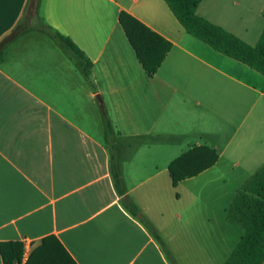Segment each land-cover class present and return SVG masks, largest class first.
Returning <instances> with one entry per match:
<instances>
[{"label": "crops", "instance_id": "1", "mask_svg": "<svg viewBox=\"0 0 264 264\" xmlns=\"http://www.w3.org/2000/svg\"><path fill=\"white\" fill-rule=\"evenodd\" d=\"M31 1L0 0V42L28 25L0 65V245L23 242L22 264L51 235L77 264H171L127 197L177 264H225L244 235L228 212L264 166V75L190 35L164 0H41L86 75ZM122 12L172 44L153 77ZM197 14L252 46L264 31V0H203ZM196 146L219 161L174 188L170 164Z\"/></svg>", "mask_w": 264, "mask_h": 264}, {"label": "trees", "instance_id": "2", "mask_svg": "<svg viewBox=\"0 0 264 264\" xmlns=\"http://www.w3.org/2000/svg\"><path fill=\"white\" fill-rule=\"evenodd\" d=\"M40 1L36 5L39 13ZM186 31L208 44L216 51L238 60L264 75V31L255 45H249L233 33L213 24L199 16L197 10L203 0H164ZM35 23L49 35L57 39L59 44L72 54L86 75L93 66L85 53L68 37L52 30L46 25L42 16H35ZM120 24L132 45L136 56L148 76L156 75L172 44L151 28L127 12L119 17ZM28 25L20 21L14 31L0 42V65L4 60V48L9 40L20 35ZM220 155L209 146H196L172 161L169 166L174 188L189 178L196 177L214 167ZM113 176L120 195V175L113 167ZM124 206L152 233L160 244L171 264H177L166 243L156 232L154 226L141 214L140 209L129 198H124ZM228 219L244 229V235L225 264H264V166L248 180L239 192L236 201L228 212ZM4 264H22L25 257L23 242H4L0 245ZM25 264H77L56 236L45 237L39 247L30 255Z\"/></svg>", "mask_w": 264, "mask_h": 264}, {"label": "rangeland", "instance_id": "3", "mask_svg": "<svg viewBox=\"0 0 264 264\" xmlns=\"http://www.w3.org/2000/svg\"><path fill=\"white\" fill-rule=\"evenodd\" d=\"M38 0H32L30 8L28 10V16H41L40 12L37 14L35 9H36V4Z\"/></svg>", "mask_w": 264, "mask_h": 264}]
</instances>
